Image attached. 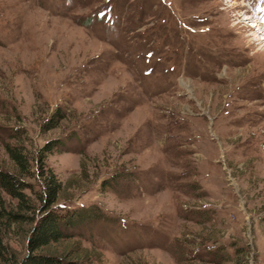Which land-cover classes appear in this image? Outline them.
I'll use <instances>...</instances> for the list:
<instances>
[{
  "label": "rangeland",
  "instance_id": "374dc122",
  "mask_svg": "<svg viewBox=\"0 0 264 264\" xmlns=\"http://www.w3.org/2000/svg\"><path fill=\"white\" fill-rule=\"evenodd\" d=\"M249 13L264 0H0V169L6 143L35 157L61 141L56 206L97 207L52 250L232 264L240 247L264 264V32ZM27 228L4 234L10 254Z\"/></svg>",
  "mask_w": 264,
  "mask_h": 264
},
{
  "label": "trees",
  "instance_id": "16d2710c",
  "mask_svg": "<svg viewBox=\"0 0 264 264\" xmlns=\"http://www.w3.org/2000/svg\"><path fill=\"white\" fill-rule=\"evenodd\" d=\"M60 113L56 111L44 122V127L50 129L58 124ZM61 141L51 140L38 148L33 157L22 143L5 144L13 170L0 169V190L16 199V204L7 206L0 193V262L8 264H84L75 259H67L63 253L52 247L71 238L68 229L75 227L83 220L96 214L97 207L75 210H62L56 202L63 189L53 170L46 165V157L59 147ZM36 160V171L33 170V160ZM40 181L41 188L34 189V183ZM33 177V179H31ZM33 180V181H29ZM35 182V181H34ZM29 190L30 194L26 192ZM81 221V222H80ZM12 224L28 225L26 230V252L20 257L9 253V247L4 242V234ZM244 249H235V259L232 264H248L241 255ZM14 254V255H13ZM217 264H222L221 261Z\"/></svg>",
  "mask_w": 264,
  "mask_h": 264
},
{
  "label": "bare ground",
  "instance_id": "6f19581e",
  "mask_svg": "<svg viewBox=\"0 0 264 264\" xmlns=\"http://www.w3.org/2000/svg\"><path fill=\"white\" fill-rule=\"evenodd\" d=\"M248 19V18H247ZM251 19V18H250ZM254 19V18H253ZM252 22L254 21V22H256V20H251ZM255 28L258 30V31H260V32H264V24H261V23H257L256 22V24H255ZM241 33V32H240ZM257 34V33H256ZM255 33H254V37H253V39H252V43H249L250 45H254L255 43H258V41H259V37L256 35ZM260 42V41H259ZM249 45V46H250Z\"/></svg>",
  "mask_w": 264,
  "mask_h": 264
}]
</instances>
